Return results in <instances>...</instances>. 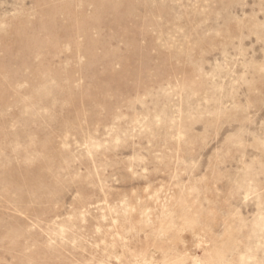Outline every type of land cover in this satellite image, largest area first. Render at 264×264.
<instances>
[{
    "label": "rangeland",
    "instance_id": "1",
    "mask_svg": "<svg viewBox=\"0 0 264 264\" xmlns=\"http://www.w3.org/2000/svg\"><path fill=\"white\" fill-rule=\"evenodd\" d=\"M0 264H264V0H0Z\"/></svg>",
    "mask_w": 264,
    "mask_h": 264
}]
</instances>
